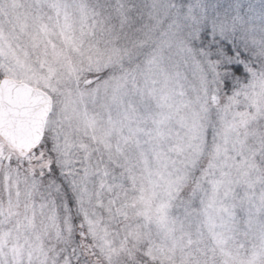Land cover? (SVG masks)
Returning a JSON list of instances; mask_svg holds the SVG:
<instances>
[{
    "label": "rangeland",
    "instance_id": "obj_1",
    "mask_svg": "<svg viewBox=\"0 0 264 264\" xmlns=\"http://www.w3.org/2000/svg\"><path fill=\"white\" fill-rule=\"evenodd\" d=\"M164 14L196 43L190 64L174 86L161 80L129 91L119 76L124 50ZM212 20L235 21L242 63L228 70L227 89L201 55ZM101 26L109 38L97 41ZM262 28L264 0H0V79L53 98L38 148L19 155L0 141V244L8 253L0 261L59 264L60 250L72 242L73 252L81 237L103 248L105 264H145L149 252L153 264H264V89L248 76L264 52L257 44L253 59L245 43ZM190 129L196 179L173 172L169 159L178 133ZM205 133L212 150L199 163ZM45 160L54 171L41 167ZM179 177L170 195L167 184ZM82 193L103 239L88 231ZM86 255L72 264H86Z\"/></svg>",
    "mask_w": 264,
    "mask_h": 264
},
{
    "label": "clouds",
    "instance_id": "obj_2",
    "mask_svg": "<svg viewBox=\"0 0 264 264\" xmlns=\"http://www.w3.org/2000/svg\"><path fill=\"white\" fill-rule=\"evenodd\" d=\"M153 21L150 27L146 26L148 31L143 33V38L140 39L139 43H134L124 50V57H127V61L121 65L119 76L125 85H130L129 91L139 90L142 92L143 88L148 87L149 84L155 86L161 80H165L174 86L177 77L190 64V53L187 51L189 44L191 43L193 48L197 47L196 43L190 42L183 32L172 28L175 21L168 20L167 14L153 17ZM96 24L97 22L93 20V26ZM249 35L251 42L245 41V43L249 55L256 59L257 44L261 46L260 50L264 52V28L258 33ZM92 38L97 41L106 40L109 38V33H106L101 26L98 29V34L93 35ZM163 41H168V43L161 47ZM100 75L102 73H91L88 79H99ZM248 76L254 80H264V55L259 57L257 66L249 71ZM246 89V85L237 89V95L246 98L248 95ZM178 136L179 143L170 149L171 156L169 159L174 166L173 172L189 175L196 179L195 172L189 165L194 159L198 138L193 137L190 131L178 133ZM211 150L212 145L208 142L207 133H205L204 152L201 154L199 163H203ZM95 244L96 242L93 241L92 244L77 245L73 252H68L67 249L72 247V242H69L67 247L60 250L65 253V258L59 261V264H68L69 261L72 264L73 257L81 251L89 255V262L86 264H105L104 250L102 247H95ZM93 249L95 250L93 251ZM146 255L148 258L145 260V264H153L157 259L151 252ZM53 264H57V262L54 261ZM173 264H180V262L174 260Z\"/></svg>",
    "mask_w": 264,
    "mask_h": 264
},
{
    "label": "water",
    "instance_id": "obj_3",
    "mask_svg": "<svg viewBox=\"0 0 264 264\" xmlns=\"http://www.w3.org/2000/svg\"><path fill=\"white\" fill-rule=\"evenodd\" d=\"M53 100L49 94L10 78L0 81V138L28 153L42 140Z\"/></svg>",
    "mask_w": 264,
    "mask_h": 264
},
{
    "label": "snow or ice",
    "instance_id": "obj_4",
    "mask_svg": "<svg viewBox=\"0 0 264 264\" xmlns=\"http://www.w3.org/2000/svg\"><path fill=\"white\" fill-rule=\"evenodd\" d=\"M189 18L193 20V22L196 25H201L200 21H197L195 16L192 15V10H189ZM67 19V17H66ZM205 28L207 29L204 31V38L205 41L208 44V49L204 50L201 49V55L205 57L207 60V63L209 65L210 71L214 73V76L216 78L217 83H222L224 88L230 87V82L225 78L228 74V70L232 68L234 64H240L242 61L240 60L241 53L239 52L238 48L235 46V42L232 40V34L235 32V21L232 23H228L227 21H221V20H212L210 22V26L207 25V22H205ZM200 28L197 27L195 31V35H199ZM209 34H211V40L208 39ZM231 41V42H230ZM168 41H163L161 44V47H163L165 44H167ZM187 51H191L190 49H187ZM221 69L224 70L223 75L221 73ZM259 86L261 89H264V80H259ZM219 104H223V101L220 100ZM229 106H226L223 110L227 111ZM206 107L202 109L203 111H206ZM198 119L200 116L197 117ZM190 133L193 135V137H196V132L194 130L190 129ZM41 167H47L50 171L55 170V164L51 161L45 160ZM35 175V173H33ZM183 179V177H179L176 182L169 181L167 184V191L171 195L172 188L176 187L179 183V180ZM177 190L178 187H177ZM152 195H155L153 192ZM86 197L81 194V204H82V211L84 214V218L88 220V231L93 237H99L100 239H103V236H101V226L98 221H93L89 218L90 213L87 209L83 208V200ZM151 196L146 195V199H150ZM164 207H167L165 205ZM209 222L213 221L215 219L214 216L211 214H208ZM69 232L71 231V223L69 222ZM7 247V243L0 244V255L6 257L7 252L4 250ZM0 264H5L4 261H0ZM70 264V261L68 262Z\"/></svg>",
    "mask_w": 264,
    "mask_h": 264
},
{
    "label": "trees",
    "instance_id": "obj_5",
    "mask_svg": "<svg viewBox=\"0 0 264 264\" xmlns=\"http://www.w3.org/2000/svg\"><path fill=\"white\" fill-rule=\"evenodd\" d=\"M79 244L80 245H84V244H91L90 243V241H88V240H85V239H82L81 237H79ZM83 254H86V253H84L83 251H81ZM86 257L89 259V255L87 256L86 255Z\"/></svg>",
    "mask_w": 264,
    "mask_h": 264
}]
</instances>
